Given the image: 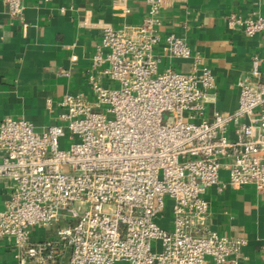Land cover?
I'll list each match as a JSON object with an SVG mask.
<instances>
[{
  "label": "built area",
  "instance_id": "2783aa9c",
  "mask_svg": "<svg viewBox=\"0 0 264 264\" xmlns=\"http://www.w3.org/2000/svg\"><path fill=\"white\" fill-rule=\"evenodd\" d=\"M144 1L141 23L102 28L87 74L91 99L75 92L56 106L47 101L56 115L44 131L26 119L0 120V180L10 189L0 239L11 243L14 264H55L66 249L70 264H240L246 240L206 225L204 195L215 186L264 192L260 59L238 81L237 109L209 120L213 72L183 38L161 37L165 0ZM3 2L11 18L22 16V0ZM229 25L264 39V16L233 15ZM161 43L171 57L193 58L189 73L160 69ZM60 221L50 237L32 239L35 228Z\"/></svg>",
  "mask_w": 264,
  "mask_h": 264
},
{
  "label": "crops",
  "instance_id": "0c3cea01",
  "mask_svg": "<svg viewBox=\"0 0 264 264\" xmlns=\"http://www.w3.org/2000/svg\"><path fill=\"white\" fill-rule=\"evenodd\" d=\"M22 6V16L13 19L0 0V120L26 119L44 131L56 115L48 112L47 101L56 106L66 94L75 92L92 98L87 74L102 28L139 24L147 7L144 0H22ZM126 8L130 14L124 13ZM233 15L264 16V0H165L162 11L161 37L183 38L192 56L199 57V67H208L215 76L213 102L205 112L209 120L216 111L230 114L237 109L238 81L251 77L255 57L260 59L264 79V39L232 28ZM156 54L161 70L171 67L190 72L193 58L171 57L162 43ZM103 81L109 84V79ZM251 81L260 80L252 77ZM220 180L227 183L226 170H221ZM9 192L8 183L0 180V210ZM204 197L209 204L206 225L221 235L246 240L240 264H264V192L251 185L222 190L215 186ZM61 226L63 221L52 229L37 227L32 239L42 241ZM13 254L11 243L0 239V264H14ZM55 264H70V250ZM208 264L215 263L208 259Z\"/></svg>",
  "mask_w": 264,
  "mask_h": 264
},
{
  "label": "rangeland",
  "instance_id": "374dc122",
  "mask_svg": "<svg viewBox=\"0 0 264 264\" xmlns=\"http://www.w3.org/2000/svg\"><path fill=\"white\" fill-rule=\"evenodd\" d=\"M166 119V118H165ZM168 212L165 214V215H163L161 218H159V219H157V222H158V224L161 226V227H167L168 226Z\"/></svg>",
  "mask_w": 264,
  "mask_h": 264
}]
</instances>
